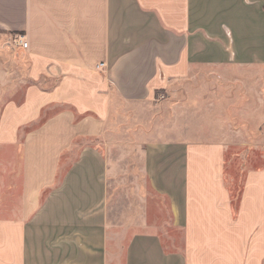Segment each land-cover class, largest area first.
Segmentation results:
<instances>
[{
	"label": "crops",
	"instance_id": "1",
	"mask_svg": "<svg viewBox=\"0 0 264 264\" xmlns=\"http://www.w3.org/2000/svg\"><path fill=\"white\" fill-rule=\"evenodd\" d=\"M226 64L264 81V0H0V264H264V148L238 184L224 142L151 129Z\"/></svg>",
	"mask_w": 264,
	"mask_h": 264
},
{
	"label": "rangeland",
	"instance_id": "2",
	"mask_svg": "<svg viewBox=\"0 0 264 264\" xmlns=\"http://www.w3.org/2000/svg\"><path fill=\"white\" fill-rule=\"evenodd\" d=\"M17 62V61H16ZM23 66L24 61L18 60ZM10 81V99L19 103L24 84ZM9 97L7 88L0 89V107ZM151 129L155 131L190 128L186 136L192 140H218L227 145L226 169L238 184L243 180L245 163L258 166L264 148V81L262 68L246 69L234 65H194L184 80L171 84L167 94L154 105ZM145 124L141 140L135 125L116 127L118 133L111 141L113 148H132L150 139ZM131 161L134 155L128 154ZM234 180V181H235ZM233 181V182H234ZM232 179H228L230 185ZM236 195L237 187H233Z\"/></svg>",
	"mask_w": 264,
	"mask_h": 264
},
{
	"label": "built area",
	"instance_id": "3",
	"mask_svg": "<svg viewBox=\"0 0 264 264\" xmlns=\"http://www.w3.org/2000/svg\"><path fill=\"white\" fill-rule=\"evenodd\" d=\"M13 43H14V45H17V46H21V47H23V48H25L27 45H28V43H27V41L25 40V37L23 36V35H17V36H15L14 38H13ZM104 64H99V65H97V67L99 68V67H101V66H103ZM163 96H161V98H162Z\"/></svg>",
	"mask_w": 264,
	"mask_h": 264
}]
</instances>
